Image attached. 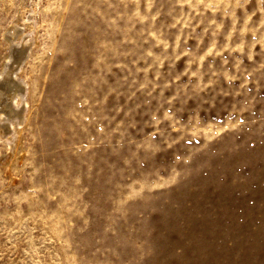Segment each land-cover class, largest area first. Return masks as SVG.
<instances>
[{"label": "rangeland", "instance_id": "rangeland-1", "mask_svg": "<svg viewBox=\"0 0 264 264\" xmlns=\"http://www.w3.org/2000/svg\"><path fill=\"white\" fill-rule=\"evenodd\" d=\"M0 264H264V0H0Z\"/></svg>", "mask_w": 264, "mask_h": 264}, {"label": "bare ground", "instance_id": "bare-ground-1", "mask_svg": "<svg viewBox=\"0 0 264 264\" xmlns=\"http://www.w3.org/2000/svg\"><path fill=\"white\" fill-rule=\"evenodd\" d=\"M3 95V94H2Z\"/></svg>", "mask_w": 264, "mask_h": 264}]
</instances>
